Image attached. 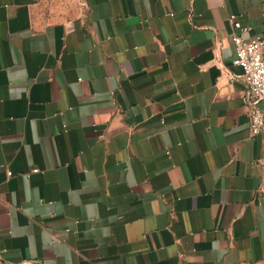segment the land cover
Returning a JSON list of instances; mask_svg holds the SVG:
<instances>
[{
	"label": "crops",
	"instance_id": "1",
	"mask_svg": "<svg viewBox=\"0 0 264 264\" xmlns=\"http://www.w3.org/2000/svg\"><path fill=\"white\" fill-rule=\"evenodd\" d=\"M230 14L264 35V0H0V264H264Z\"/></svg>",
	"mask_w": 264,
	"mask_h": 264
},
{
	"label": "built area",
	"instance_id": "2",
	"mask_svg": "<svg viewBox=\"0 0 264 264\" xmlns=\"http://www.w3.org/2000/svg\"><path fill=\"white\" fill-rule=\"evenodd\" d=\"M227 20L232 28V64L241 69L240 75L232 74V77L242 78L245 83L242 100L247 108L250 132L258 135L264 129V110L259 106L264 101V35L246 37L250 26L242 25L234 14L228 15ZM36 170L32 169V172ZM7 174L11 173L8 171Z\"/></svg>",
	"mask_w": 264,
	"mask_h": 264
}]
</instances>
